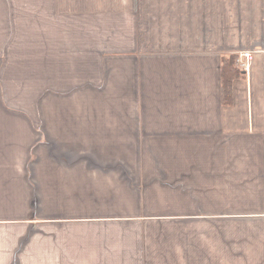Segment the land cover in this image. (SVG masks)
<instances>
[{"label": "crops", "instance_id": "1", "mask_svg": "<svg viewBox=\"0 0 264 264\" xmlns=\"http://www.w3.org/2000/svg\"><path fill=\"white\" fill-rule=\"evenodd\" d=\"M86 1L0 0V264H264V0Z\"/></svg>", "mask_w": 264, "mask_h": 264}, {"label": "rangeland", "instance_id": "2", "mask_svg": "<svg viewBox=\"0 0 264 264\" xmlns=\"http://www.w3.org/2000/svg\"><path fill=\"white\" fill-rule=\"evenodd\" d=\"M34 0H25V14L32 15V4ZM58 1V7H57V13L63 12L64 10V0H57ZM100 2H95V0H88L86 1V7L89 10V28L91 29H98L99 31H104V34L102 35L103 38H100L101 41L104 39V43L106 45L111 44L113 42L114 36H117V38L122 39L121 31L122 29H127L129 24V7H133L130 5L129 0H98ZM134 2V1H133ZM135 6V4L133 3ZM133 9V8H132ZM31 11V12H30ZM131 14H134V9L132 10ZM99 23H98V22ZM31 28H26V33L30 32ZM27 37V35H26ZM30 41V45H29ZM89 42L95 43L96 42V36L93 37L92 40H89ZM31 46V40L26 39L25 40V47ZM27 53V51H26ZM28 57L27 54L25 56ZM59 63V62H58ZM32 72L25 71V74L23 75L24 79L26 81L32 79ZM27 92V90H26ZM26 95V93H25ZM63 101V97L58 98L57 101V108L62 109L63 104L59 103ZM29 106V103L26 102L25 107L27 108Z\"/></svg>", "mask_w": 264, "mask_h": 264}, {"label": "trees", "instance_id": "3", "mask_svg": "<svg viewBox=\"0 0 264 264\" xmlns=\"http://www.w3.org/2000/svg\"><path fill=\"white\" fill-rule=\"evenodd\" d=\"M236 55H224L222 59V92L223 98L229 97L231 91V82L241 73V67L235 63Z\"/></svg>", "mask_w": 264, "mask_h": 264}, {"label": "built area", "instance_id": "4", "mask_svg": "<svg viewBox=\"0 0 264 264\" xmlns=\"http://www.w3.org/2000/svg\"><path fill=\"white\" fill-rule=\"evenodd\" d=\"M240 57H242L243 60H239ZM250 60H251L250 53H243V54L238 56V61L240 63L241 68H243V70H248L249 69Z\"/></svg>", "mask_w": 264, "mask_h": 264}]
</instances>
